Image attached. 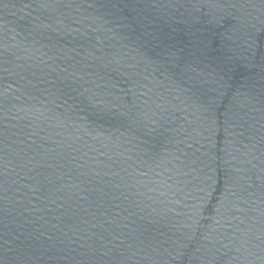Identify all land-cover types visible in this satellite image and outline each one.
I'll list each match as a JSON object with an SVG mask.
<instances>
[{
	"label": "water",
	"instance_id": "water-1",
	"mask_svg": "<svg viewBox=\"0 0 264 264\" xmlns=\"http://www.w3.org/2000/svg\"><path fill=\"white\" fill-rule=\"evenodd\" d=\"M0 264H264V0H0Z\"/></svg>",
	"mask_w": 264,
	"mask_h": 264
}]
</instances>
